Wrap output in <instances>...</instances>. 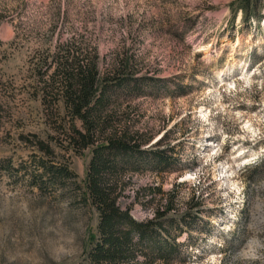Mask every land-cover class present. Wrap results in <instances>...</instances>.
<instances>
[{
    "label": "rangeland",
    "instance_id": "rangeland-1",
    "mask_svg": "<svg viewBox=\"0 0 264 264\" xmlns=\"http://www.w3.org/2000/svg\"><path fill=\"white\" fill-rule=\"evenodd\" d=\"M236 1L0 0V264H85L96 235L84 197L91 150L69 143L81 122L55 86L43 90L67 51L95 56L100 70L131 58L135 76L152 79L142 95L121 96L122 121L173 147L175 162L133 175L119 204L144 220L174 197L168 215L188 214L190 226L172 232L171 264H264V166L254 171L264 160V19L233 15ZM40 163L71 175L40 185Z\"/></svg>",
    "mask_w": 264,
    "mask_h": 264
},
{
    "label": "trees",
    "instance_id": "trees-1",
    "mask_svg": "<svg viewBox=\"0 0 264 264\" xmlns=\"http://www.w3.org/2000/svg\"><path fill=\"white\" fill-rule=\"evenodd\" d=\"M232 8L233 15L237 11L242 13L243 21L260 23L264 0H237L232 3ZM55 59L54 71L42 81L43 90L55 86L64 109L72 119L81 122L82 130L74 126L69 128L73 151L91 150L84 197L96 210L98 223L84 263L171 264L178 252L172 232L179 228L181 221L186 228L190 226L185 219L190 217L188 214L180 220L168 215L174 211V197L169 195L164 204L160 198L154 205L153 216L144 220L134 218L130 206L123 208L119 204L133 175L145 170L165 171L175 162L173 147L149 145L151 135L132 130L125 120L122 121L125 113L119 109L121 96L142 95L143 87L154 86L150 83L152 79L136 77L131 58L117 61L113 57L103 70L99 69L97 58L89 57L87 53L70 55L67 51L60 55L57 52ZM40 150L52 154L48 147V151ZM262 166L264 160L262 165L254 167V171ZM38 168L40 185L54 184L71 175L67 167L40 163ZM40 185L37 186L40 188ZM152 190L161 194L159 187ZM145 191L150 190L142 189L143 193ZM199 213L191 220L200 221Z\"/></svg>",
    "mask_w": 264,
    "mask_h": 264
}]
</instances>
